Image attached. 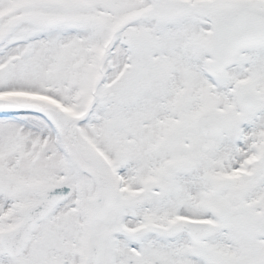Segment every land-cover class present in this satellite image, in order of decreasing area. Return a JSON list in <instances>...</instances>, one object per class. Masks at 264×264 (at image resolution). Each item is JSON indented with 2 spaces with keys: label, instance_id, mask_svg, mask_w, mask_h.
Masks as SVG:
<instances>
[{
  "label": "snow or ice",
  "instance_id": "snow-or-ice-1",
  "mask_svg": "<svg viewBox=\"0 0 264 264\" xmlns=\"http://www.w3.org/2000/svg\"><path fill=\"white\" fill-rule=\"evenodd\" d=\"M0 264H264V0H0Z\"/></svg>",
  "mask_w": 264,
  "mask_h": 264
}]
</instances>
